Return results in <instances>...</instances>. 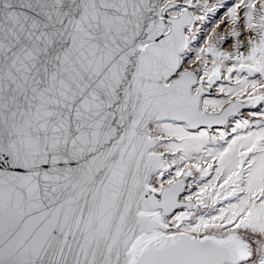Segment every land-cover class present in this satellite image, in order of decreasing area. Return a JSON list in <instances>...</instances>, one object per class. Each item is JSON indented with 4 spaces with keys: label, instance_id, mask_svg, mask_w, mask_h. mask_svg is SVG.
<instances>
[{
    "label": "snow or ice",
    "instance_id": "6c2138e0",
    "mask_svg": "<svg viewBox=\"0 0 264 264\" xmlns=\"http://www.w3.org/2000/svg\"><path fill=\"white\" fill-rule=\"evenodd\" d=\"M0 264H264V0H0Z\"/></svg>",
    "mask_w": 264,
    "mask_h": 264
}]
</instances>
